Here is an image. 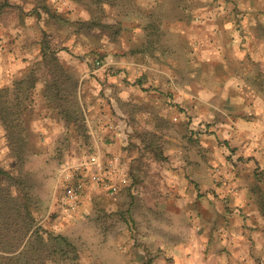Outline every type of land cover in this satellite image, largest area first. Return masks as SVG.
I'll list each match as a JSON object with an SVG mask.
<instances>
[{"label": "crops", "instance_id": "obj_1", "mask_svg": "<svg viewBox=\"0 0 264 264\" xmlns=\"http://www.w3.org/2000/svg\"><path fill=\"white\" fill-rule=\"evenodd\" d=\"M226 1L138 0L123 21L126 41L98 49L106 64L92 72L101 83L112 69L117 79L140 72L148 87L163 88L166 110L135 112L143 127L134 122L129 130L165 135L152 147L168 159L160 162L149 148L142 161L135 150L125 152L123 126L109 131L116 143L106 146L129 161L130 194L117 211L144 209L145 253L163 251V264H264V219L248 191L251 169L264 167V97L254 82L260 70L249 62L260 57L264 0ZM149 55L162 63L143 61ZM100 121L94 118L97 131Z\"/></svg>", "mask_w": 264, "mask_h": 264}, {"label": "rangeland", "instance_id": "obj_2", "mask_svg": "<svg viewBox=\"0 0 264 264\" xmlns=\"http://www.w3.org/2000/svg\"><path fill=\"white\" fill-rule=\"evenodd\" d=\"M218 1L221 4L228 2ZM137 4L138 0H112V5L94 4L89 0H0V89L12 88L14 81L25 79L31 71H35L36 79L32 91L34 101L29 117L26 161L21 166L15 160L0 120V167L11 172L17 181L23 178L25 190L22 192L32 201L41 224L48 231L68 238L75 247L79 264H163V251L156 250L151 255L145 253L146 233L143 228L148 217L144 209L135 207L130 215L127 211L124 215L117 211V205L130 194V181L115 196L102 186L93 190L91 184L86 183L77 209L71 210L64 196L66 183L61 177L63 170L101 151L108 157L120 156L123 172L129 179L128 157L106 147L109 143H116L110 133L119 126H123L124 142L128 143L125 152L129 154L135 150L142 161L144 150L149 148L152 150L150 154L156 155L160 162L168 159L163 151H155L152 147L154 142L163 144L165 135L151 136L140 130L137 133L129 130L134 122L143 127V120H133L135 112L144 115L152 110L155 113L166 110L163 88L148 87L145 74L140 72L131 78L125 71L122 80L117 79L115 76L120 71L114 69L107 71L109 76L103 83L96 77L93 80L92 72L104 66L107 58L98 49L102 46L122 47L128 37L124 34L123 21ZM151 27H156V32H159L162 25L152 24ZM258 46L261 48L259 61L249 57V62L257 64L260 70L254 82L264 97V38L258 39ZM43 49L55 51L58 64L65 72L63 74H71L77 83L75 101L67 89L71 82L62 77L66 84L61 95L65 100L56 101L59 107L49 103L47 95L53 90L47 89L51 78L43 60ZM153 59L161 61L160 56L143 57L148 64ZM99 60L101 64L98 66ZM120 83L126 91L121 90ZM136 84L140 87L134 88ZM158 99H162L161 102ZM117 111L121 115H117ZM96 117L101 119L100 131L94 127ZM159 122L162 129L169 127L165 121ZM240 158L253 159L247 156ZM251 170L254 181L248 185L250 200L264 219V167L257 162ZM12 181L9 185L13 186L3 196L12 203H18L21 186ZM3 184L2 189L8 186L7 182ZM239 190L245 192V189ZM235 191L234 187L230 188L231 193ZM128 201L135 203V198L129 195ZM3 215L7 216L6 213ZM13 216L14 223L10 229L0 218V264H48L47 260L41 259V256L46 258L45 255L40 256L30 248L29 237L17 250L13 249L20 228L18 217ZM11 232L17 238L13 239L9 235Z\"/></svg>", "mask_w": 264, "mask_h": 264}, {"label": "trees", "instance_id": "obj_3", "mask_svg": "<svg viewBox=\"0 0 264 264\" xmlns=\"http://www.w3.org/2000/svg\"><path fill=\"white\" fill-rule=\"evenodd\" d=\"M89 1L94 4L112 5V0ZM42 51L43 60L49 68L48 74L51 78V81H49V83L47 82V89L50 88L53 90V93L49 95L46 94L50 98L49 103L54 107H59L56 101L65 100L61 95V92L65 91L62 88H64L66 84L62 81V77H66L68 83L71 82L69 86H66L70 92L69 96L75 101L74 96L77 93V83L73 81L72 75L63 74L65 72H63V68L58 64L55 51L50 52L49 49H43ZM97 62L101 64L100 60ZM34 74L35 71H31L25 79L14 81L12 88L0 89V120L6 130V137L11 152L17 163L21 166L25 163L28 153L29 117L34 101L32 98V91H34L36 84ZM26 118H28V120ZM12 180H14L16 185L21 186L20 201L18 203H12L3 196L4 193L13 186V184L9 185L10 182H13ZM4 182L8 184L6 187L7 189H2ZM24 190L22 177L17 181V179L13 178L11 172L0 167V218L2 219L3 225L9 229L14 223L13 214H15V217H18L20 222L18 238L13 235V231L9 233V235L13 236V239L17 238V243L13 246V249L17 250L18 246L21 244L23 245L25 239L29 237L28 241L31 245L30 248L37 251L40 256L45 255L46 258L41 256V259L47 260L48 264H79L76 260L77 253L73 244L64 235L55 234L44 228L40 222L38 213L33 207L32 201L29 199L28 195H24L22 192ZM5 213L7 216L3 215Z\"/></svg>", "mask_w": 264, "mask_h": 264}, {"label": "built area", "instance_id": "obj_4", "mask_svg": "<svg viewBox=\"0 0 264 264\" xmlns=\"http://www.w3.org/2000/svg\"><path fill=\"white\" fill-rule=\"evenodd\" d=\"M200 16L195 20L199 21ZM97 65H100L98 62ZM64 187V196L71 210H76L86 183H90L93 190L104 187L112 196L118 195L128 186L129 179L123 172L120 156L108 157L104 152H96L85 161L65 169L61 173Z\"/></svg>", "mask_w": 264, "mask_h": 264}]
</instances>
